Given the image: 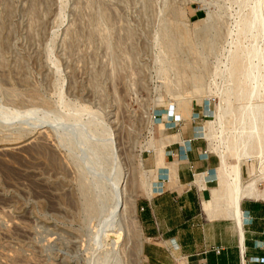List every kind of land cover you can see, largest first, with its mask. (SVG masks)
Returning <instances> with one entry per match:
<instances>
[{
    "label": "rangeland",
    "instance_id": "obj_1",
    "mask_svg": "<svg viewBox=\"0 0 264 264\" xmlns=\"http://www.w3.org/2000/svg\"><path fill=\"white\" fill-rule=\"evenodd\" d=\"M258 5L260 14L262 0H0V264H143L144 239L116 237L158 173L170 176L160 166L175 177L168 144L157 162L160 141L180 137L161 115L175 110L187 126L215 84L230 88L233 104L226 126L215 125L222 154L246 144L248 161L264 168V131L245 137L246 99L236 95L246 49L262 39ZM217 166L208 186L224 194ZM124 173L135 188L121 221L115 187ZM263 175L244 184L264 188ZM216 197L214 217H227L228 198Z\"/></svg>",
    "mask_w": 264,
    "mask_h": 264
},
{
    "label": "crops",
    "instance_id": "obj_2",
    "mask_svg": "<svg viewBox=\"0 0 264 264\" xmlns=\"http://www.w3.org/2000/svg\"><path fill=\"white\" fill-rule=\"evenodd\" d=\"M194 128L190 123L174 129L176 133L172 134L188 138ZM178 141L167 145L166 163L178 168L179 178L171 176L170 166H160L158 171L162 169L170 176L160 177L158 173L154 194L138 202L144 236L143 264H264V196L241 200V222L226 216L210 217L202 202L215 186L201 190L192 181L188 162L171 153L179 149ZM205 147L203 139L194 141L189 160L196 172L204 168V173L216 174L220 157L202 154ZM155 161L154 156L148 165L156 168Z\"/></svg>",
    "mask_w": 264,
    "mask_h": 264
},
{
    "label": "bare ground",
    "instance_id": "obj_3",
    "mask_svg": "<svg viewBox=\"0 0 264 264\" xmlns=\"http://www.w3.org/2000/svg\"><path fill=\"white\" fill-rule=\"evenodd\" d=\"M262 1H264V0H262ZM261 3L263 4V2H261ZM262 4H260V5H262ZM256 7L257 8L259 7L258 10L256 9L257 12H255L256 13L255 14V21L257 23L254 22L253 26L258 25V27H256V30H257V28L259 29L260 33L262 34V39L260 41L258 40L256 43H253V44L250 43V44H252L251 47L249 49L247 47V49H246L248 51L246 52L245 58L248 59L247 60L248 66L246 69H244L245 72L242 73V76L240 77L241 79L245 78V80H246L245 84L246 85L245 86L242 85L241 88L239 87L240 91L236 94L238 97L244 99V101L246 99V107L244 110L245 115L243 117V121L242 120L241 121L244 124V127L249 129V130H247V133H245V135H247L245 137L246 138L248 137V139H251L254 136H260V133L262 131H264V103H263V101H264V16H262L264 11H263V9H261L260 11H263V12L259 14L258 11L261 7L259 5ZM252 21H254V20L252 19ZM253 29H252V31H254ZM238 42H240V41H238ZM171 43H173V42H171ZM236 43L237 42H235V40H233L231 42V49L227 51L230 54L229 57L234 56V59H232L226 63V64H229L228 71L229 70L235 71V69H236L235 65H234L235 61H236V51H237V46H236L237 44ZM242 56H244V55H242ZM231 57H230V59H231ZM218 63H219V65L216 66V72H218L221 69L220 68L221 67L220 60H218ZM243 66H245V65H243ZM232 88H231V90H232ZM226 89L227 90L224 89L226 91V93H224L225 91L221 90L220 88L218 89L219 91L217 90L219 93V96H220V101H219V103H217L218 105L214 111V118H211V120L209 122V129L207 131V138L209 139V146L213 147V149H215L220 154L219 157H220L221 163H218L217 175H215V176H216V179H217L219 187H220L219 189H221V187L225 188L224 189L225 193L222 194L218 190L212 191V192L209 191L210 197L208 199H204V200L206 202V205L209 208L210 217H214L215 213L213 211L214 210L213 207L215 206L217 208L218 207L220 208V205H221L220 203H219L220 205L216 203L217 202L216 196L218 195L221 197L224 196L225 198L227 197L228 200L227 201L224 200L227 202V203L224 202L225 203L224 211H225L227 217L235 218V219L239 220V222H241V213H242L241 212V200L243 198H247V197L254 198V197L264 196V188L260 189L257 186L258 185L257 180H254L255 183H251L250 185H246L244 183L246 181L249 182L251 180V175L255 172V170H256V172L259 173V175L264 174V168L263 169L261 167L256 168L255 166H253V164L250 161H248L249 158L252 157V153L247 150L248 147L246 148V144L244 145V149L241 152H239L240 150L237 151L238 149L236 148L237 150L236 149L234 151L228 150L225 153V155L227 156L228 152L230 151L232 158H236V160H237L236 163H231V164L228 163L226 158H225V155L222 154L223 153V151L221 150L222 145H221L220 140L218 139L219 135L216 132V128H215L216 126L215 125L220 126L222 123L225 122V120L228 118V113L230 112L231 105H233L232 101L230 100V97L228 95V91L230 92V88H226ZM197 90H199V89H197ZM231 94H232V96L234 95L233 93H231ZM189 105L190 104L187 103L186 108L185 107L183 108V109H185V111H187L186 113L189 112ZM224 125H225V123H224ZM225 126H223V127L225 128ZM244 127H242V128H244ZM245 130H243V131L245 132ZM112 134H113V132H112ZM108 135H109V133H108ZM176 139L179 140V137L177 136ZM259 139H261V138L259 137ZM109 141H110V144L112 145V148H113L112 154L114 153V155H115V156L113 155L114 159H118L115 152L119 153V147H118V142L116 140V137H114V134L113 135L110 134ZM245 141H247V140L245 139ZM171 142H173V140H171L169 138H164L160 141L159 152H158V161H157L158 164H160L162 162V159L164 157L165 146L167 144H170ZM166 154H167V150H166ZM243 163H248L247 165H248V169H249V177L250 178L246 181H244L245 178H243L244 177L243 172H242L243 171V168H242ZM175 169H176L175 177L172 175V172H170V174L173 178H179V171H178V168H176V166H175ZM204 172H205V169H203L201 171H197L196 175H192V181L194 183L198 184L202 190L203 189L206 190L208 187V179L205 177V175L203 176ZM241 178H243V184L240 183ZM257 179H258V177H257ZM262 181L264 182V175L259 178V182H262ZM132 182H133V184L131 185V179L129 178V175H126V173H124V175L121 178H119L116 182V187H115L116 204H115L114 212L116 213V215H118V217L121 219V221L123 219L122 216H124L128 210V201H130V200H128L129 195H131L133 197L131 192L135 188V186H134L135 185L134 184L135 178L132 179ZM146 188L149 189V192H148L149 196L154 194L155 191H154L153 185L149 184V186ZM228 188H230V189H228ZM229 192H230V194L228 195ZM214 197H216V198H214ZM223 198H222V200H223ZM210 201H211V204L209 205ZM130 221H131L132 226L129 228V230H127V232L125 231V229L124 230L120 229L121 235L116 237L117 241H119L121 239V237H124L126 235H127V238H129L131 235H133L134 238L136 237V239L138 241L139 240L143 241L141 222L139 220L138 214L135 211H133L132 215H130ZM123 234H125V235L123 236ZM141 250H142V248L140 249L139 254L142 253Z\"/></svg>",
    "mask_w": 264,
    "mask_h": 264
},
{
    "label": "built area",
    "instance_id": "obj_4",
    "mask_svg": "<svg viewBox=\"0 0 264 264\" xmlns=\"http://www.w3.org/2000/svg\"><path fill=\"white\" fill-rule=\"evenodd\" d=\"M221 88L220 86L215 84V87L213 88V91L204 99L203 108L200 110L194 109L193 115L190 117L191 124L195 127L194 133L192 136L188 138H182L179 139V149L174 153L171 152L173 155L177 154V156L180 159L185 160L188 162L190 169L193 171V175H196V171L194 170V166L192 165L191 161L189 160V152H190V146L193 144L194 141L203 139L206 142V147L202 150V154L209 156L211 154H217L216 150L209 146V139L207 138V131L209 129V122L211 118H214V111L216 109V104L220 101V96L217 91V89ZM198 106V102H197ZM196 106V107H197ZM158 114L154 115V120L157 121ZM161 119H163L167 124H171L168 128L169 129H176L181 128L185 124V118L178 115L175 110L172 112V114L165 113L161 115ZM211 181H215V177H213L210 173L206 172L203 173V176ZM263 182L260 183L262 185ZM219 252L220 249H217Z\"/></svg>",
    "mask_w": 264,
    "mask_h": 264
}]
</instances>
